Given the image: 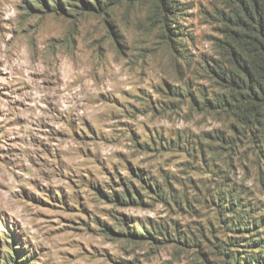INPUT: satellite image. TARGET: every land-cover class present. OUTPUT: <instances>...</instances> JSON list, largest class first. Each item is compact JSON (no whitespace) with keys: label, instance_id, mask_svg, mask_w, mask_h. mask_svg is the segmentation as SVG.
Returning <instances> with one entry per match:
<instances>
[{"label":"rangeland","instance_id":"374dc122","mask_svg":"<svg viewBox=\"0 0 264 264\" xmlns=\"http://www.w3.org/2000/svg\"><path fill=\"white\" fill-rule=\"evenodd\" d=\"M158 4L0 0V264H250L264 242V140L200 69L217 0Z\"/></svg>","mask_w":264,"mask_h":264},{"label":"trees","instance_id":"16d2710c","mask_svg":"<svg viewBox=\"0 0 264 264\" xmlns=\"http://www.w3.org/2000/svg\"><path fill=\"white\" fill-rule=\"evenodd\" d=\"M160 1V8L172 9L173 0ZM217 4L213 12L219 34L213 44L216 58L204 61L200 69L217 87L215 103L223 105L225 113L249 134L256 130L264 140V0H217ZM244 224L252 227L255 222ZM129 235L140 237L142 232ZM249 256L250 264H264V242L259 240ZM231 261L246 264L238 257Z\"/></svg>","mask_w":264,"mask_h":264}]
</instances>
